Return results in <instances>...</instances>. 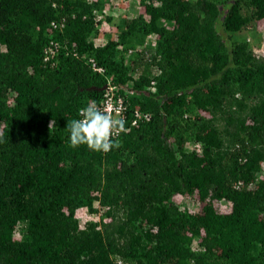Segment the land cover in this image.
Returning a JSON list of instances; mask_svg holds the SVG:
<instances>
[{
    "label": "trees",
    "instance_id": "1",
    "mask_svg": "<svg viewBox=\"0 0 264 264\" xmlns=\"http://www.w3.org/2000/svg\"><path fill=\"white\" fill-rule=\"evenodd\" d=\"M109 1L0 0V264H264V57L237 37L264 0L117 18ZM50 40L65 48L45 60ZM107 82L149 120L107 153L72 147L67 122Z\"/></svg>",
    "mask_w": 264,
    "mask_h": 264
},
{
    "label": "clouds",
    "instance_id": "2",
    "mask_svg": "<svg viewBox=\"0 0 264 264\" xmlns=\"http://www.w3.org/2000/svg\"><path fill=\"white\" fill-rule=\"evenodd\" d=\"M78 114L79 118L67 122L66 126L72 147L86 145L94 151L107 153L119 146L114 138L128 131L122 114L113 115L111 108H102L95 101L80 108Z\"/></svg>",
    "mask_w": 264,
    "mask_h": 264
},
{
    "label": "built area",
    "instance_id": "3",
    "mask_svg": "<svg viewBox=\"0 0 264 264\" xmlns=\"http://www.w3.org/2000/svg\"><path fill=\"white\" fill-rule=\"evenodd\" d=\"M51 25L53 27L59 26L61 29L64 27V23H59L52 21ZM158 37V34L156 32L149 33L145 37L143 43L141 45H135L134 48L129 47L126 50V58H129V55L131 52L134 50L138 49H145V48H154L155 47V41L156 38ZM104 41V40H103ZM65 46L63 44H60L58 41L50 40L48 44L43 48V53H44V59H50L52 57H55L57 55V52L59 50L64 49ZM71 49H74V46L72 45ZM67 52V51H66ZM75 55V52H73ZM146 56H149L146 51L143 52ZM86 62L88 63L89 67L97 72V73H103L104 68L101 65H98L95 58L93 56H88L86 59ZM106 91L104 93V96L99 99L98 101H95L97 105H99L102 108H111L113 110V115H123L125 121H126V128L128 129L129 126H138L139 123L148 121L150 118V115L148 112L141 111L139 108L135 107L132 110H129V103L126 98V95L129 93H132V90L127 87V85L123 88V93H120V88L117 85H113L110 82H107L104 85ZM93 101V100H92ZM86 106V105H85ZM84 107V106H82ZM80 107V108H82ZM79 108V109H80ZM78 109V110H79ZM117 109L119 111H117ZM77 118H79V114L77 113ZM117 137V136H116ZM264 165V162H263ZM94 214H89L86 210H82L79 212V217L82 218V220L86 221L91 219L90 216ZM84 216V217H81Z\"/></svg>",
    "mask_w": 264,
    "mask_h": 264
},
{
    "label": "rangeland",
    "instance_id": "4",
    "mask_svg": "<svg viewBox=\"0 0 264 264\" xmlns=\"http://www.w3.org/2000/svg\"><path fill=\"white\" fill-rule=\"evenodd\" d=\"M139 0H110V6L106 7V11L109 14L114 15V18L123 17L128 15L130 17L136 16L140 11V6L138 4ZM113 5H122L119 12L113 9ZM126 5V6H125ZM128 5V6H127ZM115 11V12H114ZM118 13V14H117ZM239 39L246 38L251 44L253 52L260 57H264V20L257 21L254 25H249L247 28L241 29L237 33ZM103 39V38H102ZM103 41V40H102ZM173 199L181 207H187L191 211H200L203 203H201L196 196H185L181 194L174 195ZM216 206L220 211H227L229 204L226 201H219ZM84 217V216H81ZM91 219H97V215L94 214L90 216ZM196 246L195 244L193 245Z\"/></svg>",
    "mask_w": 264,
    "mask_h": 264
},
{
    "label": "water",
    "instance_id": "5",
    "mask_svg": "<svg viewBox=\"0 0 264 264\" xmlns=\"http://www.w3.org/2000/svg\"><path fill=\"white\" fill-rule=\"evenodd\" d=\"M105 86H103V88H104Z\"/></svg>",
    "mask_w": 264,
    "mask_h": 264
}]
</instances>
